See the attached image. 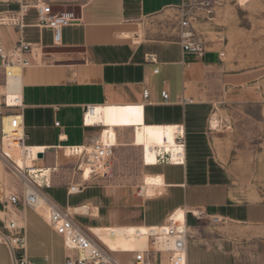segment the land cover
Listing matches in <instances>:
<instances>
[{"label": "crops", "instance_id": "obj_1", "mask_svg": "<svg viewBox=\"0 0 264 264\" xmlns=\"http://www.w3.org/2000/svg\"><path fill=\"white\" fill-rule=\"evenodd\" d=\"M180 1H0V17L21 12L23 24L18 30L0 23L4 44L21 39L36 45L43 61L21 69L16 86L9 82L8 90L21 97L25 144L49 149L42 167L48 169L50 185H42V193L67 208L120 263L133 262L127 251L146 247L145 226H159L171 213L184 209L201 212L197 218L186 216L189 263L264 264V202L233 198L231 174L214 152L210 125L218 95L233 92L248 99L261 94L259 85L247 84L259 83L264 75L257 69L225 71L220 49L210 44L201 57L183 55L177 35L164 37L162 23L164 12L175 11ZM37 5L48 6L53 14L72 12L77 18L60 27L57 43L52 29L38 25ZM147 55H154L156 63L146 61ZM2 83L0 67V92ZM144 89L149 90L148 100L143 98ZM162 90L168 92L167 102H162ZM85 107H93L89 115ZM178 136L184 144L183 163H163L170 154L181 160ZM96 139L115 146L113 165L105 176L93 178L94 184L67 195V185L79 182L57 179L54 163L58 170L60 158L80 150L68 147L89 146ZM61 147H67L63 154ZM124 150L132 152L143 175L138 194L135 178H123ZM4 151L11 157L5 140ZM23 164L32 166L29 160ZM5 173L11 182L5 184L19 189L17 179ZM30 210L3 211L0 205V230L3 221L17 219L25 230L29 259L63 264L67 252L61 237ZM10 263V250L0 243V264Z\"/></svg>", "mask_w": 264, "mask_h": 264}, {"label": "built area", "instance_id": "obj_2", "mask_svg": "<svg viewBox=\"0 0 264 264\" xmlns=\"http://www.w3.org/2000/svg\"><path fill=\"white\" fill-rule=\"evenodd\" d=\"M2 1V0H0ZM211 0H181L179 5L175 7L176 19L178 21L179 32L178 40L181 44L182 54H192L201 57L207 49L205 38L196 31L193 25L195 17V9H202L206 12V18L210 19L212 10L207 7ZM38 25L52 29L54 31L55 42L59 39L60 27L73 23L77 20L72 12L53 14L46 5H37ZM0 23L9 24L20 30L23 27L22 15L19 12L15 16L0 17ZM218 57L220 60L224 57V52L219 51ZM146 61L156 63L154 55H147ZM42 57L40 48L21 39L17 40L10 46H6L0 37V67L3 69V86L4 91L0 92V165L3 170L13 175L18 183L19 189L12 184H5L0 181V205L3 211L12 209H33L37 208L39 195L43 196L46 204L45 222L46 224L61 237L63 247L67 252L63 264H124L117 261L105 244L90 236L88 230L77 224L67 208L58 206L53 200L46 197L42 191V186L32 184L26 176L25 170L17 165V163L4 151V138L9 137L10 141L20 147L26 155L32 166H43L44 155L49 151L47 148H42L43 151H31V148L25 144V134L22 129L21 109L22 101L20 95L14 91H9L10 81L15 83L18 77V72L21 69L31 66L42 65ZM18 70V71H17ZM17 71V72H16ZM155 68L153 73H157ZM162 102L168 101V92L162 90ZM149 90H143V98L149 99ZM93 107H85L84 112L89 115ZM58 125V122L55 123ZM182 138L175 137L176 146L179 148L177 158L180 161L172 159L171 154L166 164H181L183 163L184 144ZM80 147L79 151L72 153L78 161L76 165L77 171L80 172L79 178L83 182H88L91 178L102 177L107 174V169L110 166V159L113 155L115 146L109 145L96 139L90 147V151ZM63 148L60 149L64 152ZM58 148H55L56 151ZM41 153L42 157L38 154ZM86 162L84 163V159ZM56 160V157H54ZM144 164L146 163L143 161ZM160 164V163H159ZM83 165H88L91 170V176L85 180L83 177ZM27 168V167H25ZM53 172L57 170V164L52 167ZM50 179V176H49ZM50 180L44 185L49 187ZM31 186L32 190L28 191L27 187ZM84 185L79 183L68 184L66 194L79 193ZM185 212V217L181 221H177L172 217L171 213L164 223L159 226H145L148 231L146 233V247L141 250L127 251L132 253L133 262L129 264H191L187 261V240L190 237V232L187 224V214L194 218L200 216V210ZM3 230H0V243L5 244L11 253L10 264H47L35 263L28 258L26 254V235L24 227H22L17 219H9L2 222ZM155 228V229H154Z\"/></svg>", "mask_w": 264, "mask_h": 264}, {"label": "rangeland", "instance_id": "obj_3", "mask_svg": "<svg viewBox=\"0 0 264 264\" xmlns=\"http://www.w3.org/2000/svg\"><path fill=\"white\" fill-rule=\"evenodd\" d=\"M207 8L212 10L210 19L206 18L205 10L195 9L193 25L207 45L224 52L220 60L224 70L235 73L257 69V74L264 75V0H211ZM162 23L166 29L165 38L178 37L175 11L169 9L164 12ZM257 82L248 83L247 86L257 84L263 93L253 94L248 99H240L233 92L218 95L212 117L218 121V126L212 130V145L219 161L230 171L233 198L264 202V78ZM118 130L123 133V129ZM4 140L12 159L18 162L22 149L10 139ZM131 153L124 150L122 154V173L125 180L135 178L134 192L138 194L143 175L139 173ZM115 156L113 153L110 166ZM59 161L58 170L54 171L57 179L65 178L67 182H79L84 186L95 183L93 178L88 182L81 181L80 172L76 169V156L60 158ZM83 161L85 163L86 158ZM6 177L9 178L0 165V181L11 183ZM56 197L61 198L57 193ZM30 211L45 221L46 209L39 207Z\"/></svg>", "mask_w": 264, "mask_h": 264}, {"label": "bare ground", "instance_id": "obj_4", "mask_svg": "<svg viewBox=\"0 0 264 264\" xmlns=\"http://www.w3.org/2000/svg\"><path fill=\"white\" fill-rule=\"evenodd\" d=\"M240 1L243 2V0H240ZM210 125L214 129L215 127L218 126V121L213 118L211 123H210ZM5 138H9V137L6 136ZM99 140L102 141L101 139H99ZM102 142H104V141H102ZM85 148L87 149V151H90V147L87 146ZM41 149L42 148H40V147H35V148H31L30 150L35 153L36 151H38V152L43 151ZM25 160H29V159L22 152L21 156H20V160L18 162L17 161H15V162L17 163V165H19V167H21L23 170H25L26 176L29 178V180L31 181L32 184H35V185L39 184V185L42 186V185H45L46 183L49 182L48 178H47V176H48V169L47 168L42 167V166H36V167L28 166L27 168H25L23 166L24 165L23 163H24ZM83 169H84L83 177L85 178V180H87L91 176L90 167L88 165H83ZM31 188H32L31 186L27 187L28 191L32 190ZM142 192L144 193V191H141V193ZM39 207L42 208V209L44 208V209L47 210L45 201L43 199V196H41V195H39L38 201H37V208H39ZM185 212L186 211H184V209H180V210L176 211L175 213H173L172 217L175 218L177 221H181L185 217ZM193 212L195 214H197L196 210H194ZM138 235L139 234L137 232L136 236H138ZM133 250H136V249H133ZM129 251H132V250H129Z\"/></svg>", "mask_w": 264, "mask_h": 264}, {"label": "water", "instance_id": "obj_5", "mask_svg": "<svg viewBox=\"0 0 264 264\" xmlns=\"http://www.w3.org/2000/svg\"><path fill=\"white\" fill-rule=\"evenodd\" d=\"M38 156H39V157H42V154H41V153H39V154H38Z\"/></svg>", "mask_w": 264, "mask_h": 264}]
</instances>
